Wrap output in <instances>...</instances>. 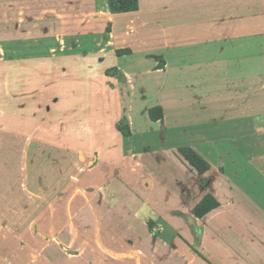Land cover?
Listing matches in <instances>:
<instances>
[{
	"label": "crops",
	"instance_id": "1",
	"mask_svg": "<svg viewBox=\"0 0 264 264\" xmlns=\"http://www.w3.org/2000/svg\"><path fill=\"white\" fill-rule=\"evenodd\" d=\"M45 1L33 29L49 16L59 34L0 41L15 53L0 59V157L18 158L0 181V264H264V0ZM206 195L217 207L193 215Z\"/></svg>",
	"mask_w": 264,
	"mask_h": 264
},
{
	"label": "rangeland",
	"instance_id": "2",
	"mask_svg": "<svg viewBox=\"0 0 264 264\" xmlns=\"http://www.w3.org/2000/svg\"><path fill=\"white\" fill-rule=\"evenodd\" d=\"M35 1L36 5H35ZM34 2H32L31 0H23L21 3H18V0H12V4H8L7 5H3L0 3V41L4 42L5 39H11L13 37H23V36H29L28 31L31 30L33 31L34 29L36 30L37 34L39 36H45V35H56L59 34V28H58V21L54 18H51L49 16L45 17L43 20H41L38 24V26L36 28L33 29V25H34V20L32 18L33 14L30 13V9L29 8H35L33 6H36V8H45V4L46 1L45 0H35ZM15 3V4H14ZM10 10V12H9ZM36 13L34 12V15ZM20 19H23V21H20ZM39 20V19H38ZM69 24H74L73 22H70ZM48 29V30H47ZM53 31L51 32L50 30ZM69 32L71 30H68ZM72 32V31H71ZM262 37V35H261ZM4 46H0V59H14L15 57V53L14 52H7L4 51ZM264 50V48H261ZM260 51V49H252L250 50L251 52L253 51ZM75 82L78 84V80L76 79ZM3 84H5L4 79L1 78L0 79V91L3 90ZM65 84V80H62L61 83L58 85V82L56 81L54 84H52L51 86L54 85V88H60L63 87L62 85ZM67 86H76V84H74L72 82V80L70 79L68 81ZM2 96L5 95V92L2 91ZM69 95V94H68ZM66 96V95H65ZM72 98V95L70 93L69 98ZM4 97V96H3ZM64 99L63 96V89H61V93L59 95V98ZM5 100H7L6 104H3L1 107L2 109H5L6 112H1L0 111V119L1 121L4 120L6 117H8V120L10 121V114H11V110L8 111V109L10 108L11 105H9V100L8 98H5ZM61 103L60 101L58 102V104ZM263 103H264V98H263ZM66 105V103H64ZM64 104H59L60 107L56 110H52V116L49 117L48 119L51 120L54 124L52 125V135L54 134H60L61 133V127H60V123H57L58 121L54 122V120L56 118V114L57 113H61L64 112L66 110V107ZM264 106V105H263ZM262 106V107H263ZM68 108V107H67ZM44 114V113H43ZM46 115H43V118H45ZM29 118V117H27ZM16 121L15 116L13 117V122ZM43 121L45 122L46 120L43 119ZM11 122V121H10ZM16 127V126H15ZM65 130V129H64ZM67 134L68 132L70 133L71 137H74L76 139H80L81 138V123L78 124V122L75 121V124H73V122L71 121V123H68V129L66 130ZM18 165V158H16L15 156L11 155V156H7V157H0V181H4L7 176L9 174H12V171L10 172V168H12V166L17 167ZM105 241L110 244L109 241V237L107 235H104ZM120 244L117 245V248L119 249L120 252H124L125 253V246L124 244L122 245L121 242H119ZM130 257V256H128ZM153 256H151L152 259ZM125 258V254H121L120 255V259H124ZM154 258V257H153ZM173 256H171V254L169 253H164L160 256V260L161 263L163 264H174V259H172ZM122 261V260H121ZM122 264V263H121ZM129 264V263H128ZM130 264H143L141 261L135 259L134 257H132V260L130 262ZM177 264V263H176ZM179 264V263H178Z\"/></svg>",
	"mask_w": 264,
	"mask_h": 264
},
{
	"label": "trees",
	"instance_id": "3",
	"mask_svg": "<svg viewBox=\"0 0 264 264\" xmlns=\"http://www.w3.org/2000/svg\"><path fill=\"white\" fill-rule=\"evenodd\" d=\"M109 9L112 13H120L127 11H134L138 8V0H107ZM109 31V28H106V33ZM113 69L107 70V74H112ZM157 114H156V112ZM155 112V113H154ZM151 117L161 119V109L159 107L150 110ZM118 129L120 133L129 137L131 132L129 128V124L127 121L122 118L118 122ZM181 152L185 159L198 171L202 172L208 167V163L205 162L195 151L192 149L185 147L181 148ZM218 203L215 201L210 195H206L202 201L197 204L193 209V215L200 217L210 211L211 209L217 207Z\"/></svg>",
	"mask_w": 264,
	"mask_h": 264
}]
</instances>
